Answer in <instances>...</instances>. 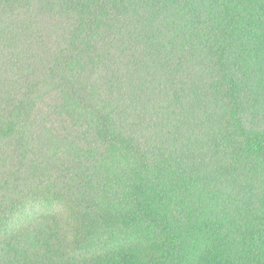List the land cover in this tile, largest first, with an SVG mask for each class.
Here are the masks:
<instances>
[{"label":"trees","instance_id":"1","mask_svg":"<svg viewBox=\"0 0 264 264\" xmlns=\"http://www.w3.org/2000/svg\"><path fill=\"white\" fill-rule=\"evenodd\" d=\"M0 264H264V0H0Z\"/></svg>","mask_w":264,"mask_h":264}]
</instances>
